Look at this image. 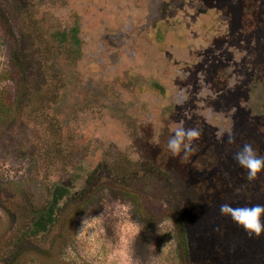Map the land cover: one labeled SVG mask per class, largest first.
Returning a JSON list of instances; mask_svg holds the SVG:
<instances>
[{
	"label": "rangeland",
	"instance_id": "1",
	"mask_svg": "<svg viewBox=\"0 0 264 264\" xmlns=\"http://www.w3.org/2000/svg\"><path fill=\"white\" fill-rule=\"evenodd\" d=\"M252 2L259 23L247 25V38L264 39V0ZM101 3L0 0V97L9 104L0 111V264H264V232L250 235L220 213L224 203L264 205V173L249 182L233 159L245 143L264 156L260 130L248 124L249 134L234 131L231 144L209 138L184 159L168 151L167 135L157 137L150 114L131 108L136 98L126 111L94 97L74 102L88 71L85 55L68 42L59 45L56 33L77 26L81 40V23L91 13L95 18ZM215 5L232 17L228 28L216 18L218 36L234 29L241 6ZM88 27L90 38L95 28ZM225 96L216 98L221 108L234 102ZM54 185L74 195L85 186L71 202L78 214L70 223L66 215L60 220L66 241L53 245L55 236L38 235L11 248L10 238L26 226V207L45 204Z\"/></svg>",
	"mask_w": 264,
	"mask_h": 264
},
{
	"label": "flooded vegetation",
	"instance_id": "2",
	"mask_svg": "<svg viewBox=\"0 0 264 264\" xmlns=\"http://www.w3.org/2000/svg\"><path fill=\"white\" fill-rule=\"evenodd\" d=\"M96 1L101 8L81 23V40L77 26L56 33L59 45L68 42L84 52L90 71L80 77L75 103L94 97L122 111L133 103L131 108L150 114L157 137L170 139L180 127L198 130L194 151L209 138L220 142L236 130L249 134L248 124L261 131L264 145V39L247 38V25L259 23L252 0H240L234 29L218 36L216 18L228 28L232 17L215 0ZM88 21L95 28L90 38ZM228 93L234 102L221 108L216 98ZM139 96L147 99L138 103ZM131 98L136 101L128 104Z\"/></svg>",
	"mask_w": 264,
	"mask_h": 264
},
{
	"label": "trees",
	"instance_id": "3",
	"mask_svg": "<svg viewBox=\"0 0 264 264\" xmlns=\"http://www.w3.org/2000/svg\"><path fill=\"white\" fill-rule=\"evenodd\" d=\"M8 106L9 104H6L5 98L3 96L0 97V111H4V109L7 110L9 108ZM84 191L85 186H80L77 194L74 195L73 192H71L70 187L54 185L49 189V196L45 204L41 206L30 204L29 207H26L28 208L27 212L24 214L26 226L18 231L19 233L17 236L10 238L11 243L9 242V246H11V248H16L21 243L38 235L55 236V238L53 237L50 239L53 245L57 242L61 244L64 243L66 241L64 235H62L64 232L62 231L63 233L59 235L62 230V228L59 229L60 220L66 215L69 220L68 223H70L73 218L72 216L78 214L80 208H71V202L78 199ZM175 218L177 225L180 228L181 244L184 246V249L188 250L185 226L178 212H176Z\"/></svg>",
	"mask_w": 264,
	"mask_h": 264
},
{
	"label": "clouds",
	"instance_id": "4",
	"mask_svg": "<svg viewBox=\"0 0 264 264\" xmlns=\"http://www.w3.org/2000/svg\"><path fill=\"white\" fill-rule=\"evenodd\" d=\"M200 136L196 129L176 128L167 142V149L173 157L181 156L187 159L188 154L194 151L192 144ZM235 136L230 135L228 143H234ZM233 159L247 171L249 182L255 181L258 174L264 173V156L258 155L251 143H245L234 153ZM221 215L230 216L233 222L243 226L249 234L259 236L264 232V205L232 207L230 203L220 206Z\"/></svg>",
	"mask_w": 264,
	"mask_h": 264
}]
</instances>
